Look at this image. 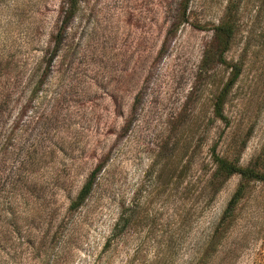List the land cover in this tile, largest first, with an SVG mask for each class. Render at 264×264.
<instances>
[{
    "label": "rangeland",
    "instance_id": "1",
    "mask_svg": "<svg viewBox=\"0 0 264 264\" xmlns=\"http://www.w3.org/2000/svg\"><path fill=\"white\" fill-rule=\"evenodd\" d=\"M62 2L0 0V264H196L212 153L264 170V0H78L58 37ZM229 222L209 264L264 263V184Z\"/></svg>",
    "mask_w": 264,
    "mask_h": 264
},
{
    "label": "trees",
    "instance_id": "2",
    "mask_svg": "<svg viewBox=\"0 0 264 264\" xmlns=\"http://www.w3.org/2000/svg\"><path fill=\"white\" fill-rule=\"evenodd\" d=\"M78 0H63L62 4L59 6L58 13L60 15V26L57 29V36L59 37L62 33L63 29L71 19L75 5ZM183 2H186V0H183ZM232 34V24L227 19L224 21H221L214 27L213 31V37H214V44L216 46V49H219V54L223 53L227 45L229 43V39ZM57 40L54 43L53 51L56 49L57 46ZM52 51V52H53ZM233 73L229 80L226 82L225 86L223 87L222 91L219 93V95L216 98V101L214 103V110L215 114L218 115L219 118L222 117L221 113V107L223 104V98L225 96V93L227 91V88L233 83L235 78L238 74V69L236 67H233ZM212 160L215 163V168L212 173V178L214 179H220L221 182H223L227 177H229L232 174H237L239 176V182L231 194L230 198L228 199L224 209L221 212V215L214 226L210 237L208 238V241L206 243L205 250L200 255L198 261L196 264H209L210 263V255L212 252L215 251L217 244L220 242L221 237L224 235L227 227L229 226L230 218L232 216L233 210L239 200L242 198L244 192L246 191L247 185L250 182H259L264 184V170L256 169L255 166H240L237 164L235 160H228L223 157L217 156L214 153H212ZM102 163H98L88 174L84 182L82 183L81 187L75 194L74 198L70 201L68 204V209L74 210L78 208L83 201L86 199L87 195L89 194L94 178L98 171L101 168ZM255 264H264L263 261L257 260Z\"/></svg>",
    "mask_w": 264,
    "mask_h": 264
}]
</instances>
